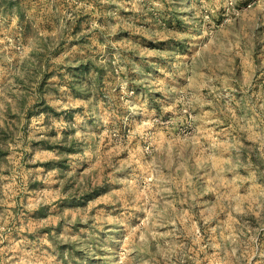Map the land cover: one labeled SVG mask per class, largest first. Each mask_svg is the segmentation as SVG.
<instances>
[{
  "label": "rangeland",
  "instance_id": "374dc122",
  "mask_svg": "<svg viewBox=\"0 0 264 264\" xmlns=\"http://www.w3.org/2000/svg\"><path fill=\"white\" fill-rule=\"evenodd\" d=\"M0 264H264V0H0Z\"/></svg>",
  "mask_w": 264,
  "mask_h": 264
}]
</instances>
